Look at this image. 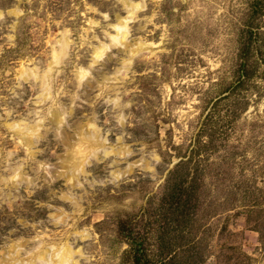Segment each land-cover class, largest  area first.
<instances>
[{"label":"rangeland","instance_id":"rangeland-1","mask_svg":"<svg viewBox=\"0 0 264 264\" xmlns=\"http://www.w3.org/2000/svg\"><path fill=\"white\" fill-rule=\"evenodd\" d=\"M138 2L0 0L25 11L15 30L0 24V264H61V248L70 264H87L78 250L137 264V244L159 264L170 242L177 264H264V0H150L124 47L94 63ZM20 60L33 63L17 80ZM153 150L156 180L137 168Z\"/></svg>","mask_w":264,"mask_h":264},{"label":"clouds","instance_id":"clouds-1","mask_svg":"<svg viewBox=\"0 0 264 264\" xmlns=\"http://www.w3.org/2000/svg\"><path fill=\"white\" fill-rule=\"evenodd\" d=\"M152 2H155V0H152ZM183 3H187L188 0H182ZM149 3L150 0H139L138 3H135L133 5V9L134 10H127V5H125V9L128 11V15L125 19H123L121 21V25H112L111 27L113 28V30L117 33V35H110L108 32H105V36H107L110 40H111V44H102V46L97 50V52L94 54L93 60L94 63L95 62H99L102 61L105 58V54L108 52L112 51L113 47H117V48H123L124 44L128 41L129 37L132 35V29L130 27V25H132L133 23H135L138 19L139 16L138 14L140 13H146L149 10ZM214 3V0H205V4H212ZM94 11V10H93ZM173 11H179V9H173ZM189 11H192V9H189ZM220 11H222V9H218L217 11V15H219ZM202 15V14H201ZM25 16V11L24 9H22L19 6V3L14 4L13 6L7 8V9H3L0 8V24L6 23L8 18L12 19V29L15 30V26L20 22V18ZM109 16L107 14H104V20H108ZM145 20H149V22H151L152 19H155V12H153L152 17H144ZM91 23V22H90ZM59 35L61 37H68L71 35V31L70 29L65 28L64 31L62 33H59ZM3 38L6 40V42L8 43L9 47H15V41L17 39V37L15 35H10V34H5L3 36ZM69 43H71V41H69ZM60 45V41L56 42V45L52 46V50H51V58L52 61L55 62V66H59V53L57 52V46ZM64 47V46H62ZM3 50V46L0 45V51ZM33 63V61L31 60H20L18 61V67L15 69L17 75H16V79H22L24 75L28 74L29 69V65ZM125 63L127 65H132L133 64V60H127L125 61ZM93 65H90V67H93ZM53 71L52 67H49L48 69V73H51ZM92 76V73L88 70H85L83 68L80 69V75L78 76V85L82 86L84 84V82L89 79ZM34 78L35 75H34ZM127 78V77H125ZM47 99L51 100L52 97L49 95L47 97ZM116 103H119V100L116 101ZM126 107H131V104H126ZM37 120H36V128L35 131L30 133V135H32L33 137L38 136L44 129L41 127L42 125L45 124V119L40 118V113L37 112ZM65 119V118H62ZM66 122V119H65ZM17 128H19V125L16 126ZM17 143L23 144V140L17 141ZM149 159L151 160L152 164L150 167H147V169L144 168L143 166V161L141 162V164L137 165V168H139L141 170V172L146 171L147 173H149L150 175L148 177H146V179H151V180H156L157 179V166L162 164V158L161 156L155 151L153 150L152 152L148 153ZM123 177L120 175H116V180H122ZM21 180V176L19 175V173H17L16 175H13L9 178V183H17ZM125 183H134L135 180L134 179H130V180H125ZM82 187V185H81ZM120 190V185L117 184L115 185V187L113 188L112 191H117ZM133 197L129 196L127 198H125L123 200V205H128L131 201ZM96 235L98 236L99 233H96ZM18 251H23V249H18ZM36 251H39V249H37ZM53 252H56V248L55 246H53L52 248ZM78 253L81 255V257L83 259H86L87 264H92V257H87L84 255L82 250H78ZM33 253H28L29 256H31ZM55 259L58 261H61V264H70V260H66L64 259V249L61 248V250L59 252H57ZM76 264H79V262H76Z\"/></svg>","mask_w":264,"mask_h":264},{"label":"trees","instance_id":"trees-1","mask_svg":"<svg viewBox=\"0 0 264 264\" xmlns=\"http://www.w3.org/2000/svg\"><path fill=\"white\" fill-rule=\"evenodd\" d=\"M184 192V190H182V193ZM182 199V201H181ZM177 202V207H178V203L181 201V205L182 206H187L188 201L185 200V198L181 195L178 196L177 199H175V201H173L174 203ZM131 223L132 220L129 221H123L120 224L119 227V233L120 235H124L126 234L125 232H127V236L128 237H132V231H134L131 228ZM178 225V224H177ZM178 227H180L178 225ZM133 244V243H132ZM144 251L142 246L137 244V246H135V251H134V260L137 264H151L150 261L148 259H144ZM177 253L178 250L175 251V246L170 242L167 245H165L163 252L161 253L162 257H164L159 264H177L176 258H177ZM156 264V263H154Z\"/></svg>","mask_w":264,"mask_h":264},{"label":"bare ground","instance_id":"bare-ground-1","mask_svg":"<svg viewBox=\"0 0 264 264\" xmlns=\"http://www.w3.org/2000/svg\"><path fill=\"white\" fill-rule=\"evenodd\" d=\"M132 8H133V6H132ZM133 10H134V9H133ZM94 127L96 128V126H93V128H94Z\"/></svg>","mask_w":264,"mask_h":264}]
</instances>
